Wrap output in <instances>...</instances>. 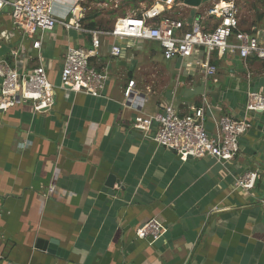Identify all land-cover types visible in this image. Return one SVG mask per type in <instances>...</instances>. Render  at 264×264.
Masks as SVG:
<instances>
[{"label":"crops","instance_id":"1","mask_svg":"<svg viewBox=\"0 0 264 264\" xmlns=\"http://www.w3.org/2000/svg\"><path fill=\"white\" fill-rule=\"evenodd\" d=\"M155 1L65 0L54 10L60 20L87 28L93 8L95 29L112 30ZM226 1L175 2L164 14L181 20L183 30L197 18L212 30L220 18L211 11ZM236 4L239 30L264 29V0ZM101 41L90 66L107 74L102 95L65 89L68 48L92 47V36L61 23L28 35L14 24L10 6L0 11V60L22 72L44 65L56 98L42 113L24 101L0 111V264H264V112L245 110L248 91L264 93V60L213 52L218 71L206 78L195 65L206 58L204 49L167 59L158 41L108 35ZM113 44L121 46L119 56L112 55ZM227 78L234 82L232 98ZM201 85L205 93L190 96ZM203 95L214 107L206 121L211 131L214 117L251 122L239 154L226 165L210 156L183 162L155 142L156 126L146 134L132 127L141 108L154 114L173 104L185 115L202 105ZM249 171L258 173L255 187L235 186ZM51 185L55 193L46 196ZM152 218L162 225L160 238L137 237L136 229ZM39 240L56 245L49 250L51 243L43 248Z\"/></svg>","mask_w":264,"mask_h":264},{"label":"built area","instance_id":"2","mask_svg":"<svg viewBox=\"0 0 264 264\" xmlns=\"http://www.w3.org/2000/svg\"><path fill=\"white\" fill-rule=\"evenodd\" d=\"M65 0H0V11L6 5L11 7L13 22L28 35L53 30L58 23L67 27L89 33L92 36V47H69L61 71L62 87L72 91H84L87 94L101 96L106 87L107 74L90 66L91 57L99 54L102 35L115 38H135L158 41L163 55L167 59L191 58L196 50L204 49L206 58L195 62L206 78L216 75L218 68L211 62V55H225L228 52L238 53L247 59L257 57L264 60V29L260 32L239 30L238 7L236 0H228L212 9L220 18L216 27L206 30L200 19L188 30L184 23L169 15H165L167 7L175 4V0H156L155 4L144 9L140 15L121 18L112 30L87 29L79 23L72 25L60 20L55 15L54 5ZM74 4L76 0H71ZM233 39V40H232ZM41 39L35 41L34 47H41ZM111 53L119 56L122 48L113 44ZM191 64V63H190ZM0 111L15 107L20 101L31 104L35 113L51 109L56 102L55 86L49 80L44 65H39L28 72L11 68L0 60ZM135 81H130L124 95L129 99L133 95ZM143 104L148 98L141 97ZM213 105L203 95L202 105L193 108V112L182 115L173 104L166 105L162 111L154 114L142 112L135 118L132 127L146 134L156 126L153 136L155 142L165 148L176 151L183 162L189 158L213 157L217 162L226 165L233 161L240 152V137L251 127L247 116L237 119L228 115L213 118L215 131L208 129L207 116H214ZM247 113L264 112V93L248 91L245 105ZM258 173L249 171L235 179V186L245 190L255 187ZM55 187L51 185L46 196L53 195ZM162 233V225L152 218L136 229L141 239L158 240Z\"/></svg>","mask_w":264,"mask_h":264},{"label":"water","instance_id":"3","mask_svg":"<svg viewBox=\"0 0 264 264\" xmlns=\"http://www.w3.org/2000/svg\"><path fill=\"white\" fill-rule=\"evenodd\" d=\"M210 1H213V0H175L176 3H182L186 7H201ZM204 93H205V86L204 85H201V86L197 87L196 89L190 90V96L202 95ZM46 243H48V244L51 243L49 246V248H50L49 250H51V248H54L56 245V244L54 245L55 240H52V241L39 240L38 246L45 248Z\"/></svg>","mask_w":264,"mask_h":264},{"label":"trees","instance_id":"4","mask_svg":"<svg viewBox=\"0 0 264 264\" xmlns=\"http://www.w3.org/2000/svg\"><path fill=\"white\" fill-rule=\"evenodd\" d=\"M99 1V0H96ZM97 11L93 8L90 9L89 14L86 16V20L88 21L87 28L89 29H95L97 26H99V22L96 21ZM101 26V25H100Z\"/></svg>","mask_w":264,"mask_h":264},{"label":"rangeland","instance_id":"5","mask_svg":"<svg viewBox=\"0 0 264 264\" xmlns=\"http://www.w3.org/2000/svg\"><path fill=\"white\" fill-rule=\"evenodd\" d=\"M148 5H149V3H148ZM110 6H111V5H110ZM110 6H107L105 9L108 10V9L110 8ZM221 75L223 76V78L226 76L224 72H222ZM227 79H228V78H227ZM61 81H62V80H61ZM228 82H229V83H227V87H228V88L231 90V92H232V93L229 94V98H232L233 96H235L234 85H233L234 82H232V81L230 80V78L228 79ZM241 95H242V94H241ZM241 95L239 94V95L237 96V98L240 97ZM207 124H208V123H207Z\"/></svg>","mask_w":264,"mask_h":264}]
</instances>
